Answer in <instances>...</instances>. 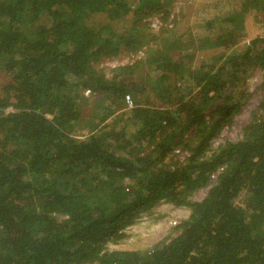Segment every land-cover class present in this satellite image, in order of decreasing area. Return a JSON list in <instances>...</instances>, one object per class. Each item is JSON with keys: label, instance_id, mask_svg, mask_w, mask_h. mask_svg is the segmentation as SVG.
<instances>
[{"label": "trees", "instance_id": "16d2710c", "mask_svg": "<svg viewBox=\"0 0 264 264\" xmlns=\"http://www.w3.org/2000/svg\"><path fill=\"white\" fill-rule=\"evenodd\" d=\"M170 1L0 0V264H264V0L196 35ZM162 204L188 210L163 239L107 247Z\"/></svg>", "mask_w": 264, "mask_h": 264}, {"label": "rangeland", "instance_id": "374dc122", "mask_svg": "<svg viewBox=\"0 0 264 264\" xmlns=\"http://www.w3.org/2000/svg\"><path fill=\"white\" fill-rule=\"evenodd\" d=\"M219 2V3H218ZM221 2V3H220ZM218 3V4H217ZM225 0H171L168 9H170L171 17L175 16L176 28L174 29L177 33H185L196 35L197 33L204 34L202 32L201 26L205 21L214 18L215 15L222 13L225 8ZM162 13L152 15L148 18H144V22L148 23L149 30L151 32L156 31L159 26H162L163 21L160 16ZM169 18V21L173 23V19ZM174 17V18H175ZM245 36L246 40L254 37L261 33L259 25L255 23L251 17H247L245 20ZM207 32V31H206ZM205 32V33H206ZM144 54V51L138 50L136 57H140ZM211 54L210 51L202 52L203 56ZM123 55V54H122ZM119 58H104L102 59L97 67L104 68L106 72L110 68L116 65L124 64L126 61L130 60L128 56L123 55ZM199 53L196 57L199 58ZM152 75V72L150 73ZM260 71L255 69L251 71L248 76L246 83L248 91L253 93V96L249 98L243 112L237 116V122H242L246 119L249 110L257 104L260 95L256 93V85L260 81ZM5 77L0 73V85L4 83ZM144 84V89H145ZM147 89V88H146ZM88 94L85 92V95ZM88 99V98H87ZM130 100L128 103L130 105ZM84 115H88V111H83ZM237 132V126L232 127L230 130L223 132L222 137L228 139H234ZM203 195V191H200L196 198L199 199ZM188 214V210L185 208H176L169 204L159 205L154 209L152 215H145L140 217L137 222L127 227L125 230L127 236L116 244H108L109 249H147L151 248L159 240L163 239L166 235L170 233V229L175 225L180 219L185 218Z\"/></svg>", "mask_w": 264, "mask_h": 264}, {"label": "built area", "instance_id": "2783aa9c", "mask_svg": "<svg viewBox=\"0 0 264 264\" xmlns=\"http://www.w3.org/2000/svg\"><path fill=\"white\" fill-rule=\"evenodd\" d=\"M128 99H129V98H128V97H126V100H127V101H128Z\"/></svg>", "mask_w": 264, "mask_h": 264}]
</instances>
